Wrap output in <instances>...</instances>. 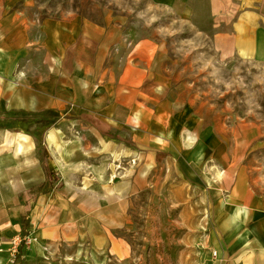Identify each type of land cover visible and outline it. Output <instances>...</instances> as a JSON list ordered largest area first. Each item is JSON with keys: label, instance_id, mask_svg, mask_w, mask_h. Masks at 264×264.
<instances>
[{"label": "crops", "instance_id": "crops-1", "mask_svg": "<svg viewBox=\"0 0 264 264\" xmlns=\"http://www.w3.org/2000/svg\"><path fill=\"white\" fill-rule=\"evenodd\" d=\"M207 1L220 59L264 63V0ZM34 6L0 0V109L59 118L40 139L0 118V246L33 230L26 261L127 258L119 232L153 188L179 196L174 207L206 210L212 264H264V187L245 161V124L231 133L185 100L155 40L81 15L39 17ZM133 157L111 180L114 163Z\"/></svg>", "mask_w": 264, "mask_h": 264}, {"label": "rangeland", "instance_id": "rangeland-1", "mask_svg": "<svg viewBox=\"0 0 264 264\" xmlns=\"http://www.w3.org/2000/svg\"><path fill=\"white\" fill-rule=\"evenodd\" d=\"M33 8L39 17L81 15L95 23L119 24L132 40L148 37L158 42L172 83L181 88L185 100L208 118L221 117L231 133L245 124L250 141L245 161L253 179L264 187V63L240 56L220 59L212 43L215 29L207 0L175 6L153 0H35ZM4 117L9 127L22 123L39 139L59 118L52 113L0 109V118ZM242 132L240 129L239 135ZM170 199L180 197L153 188L136 196L130 229L119 232L131 246L127 258L107 255L67 260L47 256L23 260L22 264H212L215 255L207 241L206 210L174 207ZM3 256L0 254V264H5Z\"/></svg>", "mask_w": 264, "mask_h": 264}, {"label": "built area", "instance_id": "built-area-1", "mask_svg": "<svg viewBox=\"0 0 264 264\" xmlns=\"http://www.w3.org/2000/svg\"><path fill=\"white\" fill-rule=\"evenodd\" d=\"M137 164L138 159L135 157L115 162L110 173V179L114 180L125 177L127 171ZM36 240L37 238L34 236L33 230L13 234L6 246H0V254L4 255V259L6 260L5 264H22L24 260V250L32 246ZM213 254L216 256L217 251L214 250Z\"/></svg>", "mask_w": 264, "mask_h": 264}]
</instances>
